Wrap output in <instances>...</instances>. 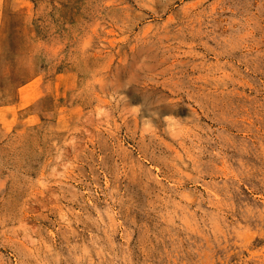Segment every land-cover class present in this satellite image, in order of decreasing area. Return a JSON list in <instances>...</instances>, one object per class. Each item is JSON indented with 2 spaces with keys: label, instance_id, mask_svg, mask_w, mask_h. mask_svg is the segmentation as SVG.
Here are the masks:
<instances>
[{
  "label": "rangeland",
  "instance_id": "1",
  "mask_svg": "<svg viewBox=\"0 0 264 264\" xmlns=\"http://www.w3.org/2000/svg\"><path fill=\"white\" fill-rule=\"evenodd\" d=\"M0 264H264V0H0Z\"/></svg>",
  "mask_w": 264,
  "mask_h": 264
}]
</instances>
